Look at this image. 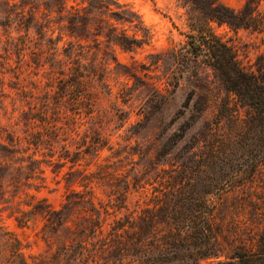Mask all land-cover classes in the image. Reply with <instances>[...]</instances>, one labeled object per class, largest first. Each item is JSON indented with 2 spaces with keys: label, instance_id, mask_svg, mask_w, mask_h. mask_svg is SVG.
Here are the masks:
<instances>
[{
  "label": "trees",
  "instance_id": "obj_1",
  "mask_svg": "<svg viewBox=\"0 0 264 264\" xmlns=\"http://www.w3.org/2000/svg\"><path fill=\"white\" fill-rule=\"evenodd\" d=\"M179 2L186 7L189 29L185 43L169 52L177 65L168 72V83L180 81L184 73L198 74L203 64L217 73L227 94L210 130L182 147L178 144L185 136L184 125L161 140L155 158L163 166L154 180L141 182L139 174L121 175L109 165L87 170V163L84 169H71L68 174H78L85 187L71 188L55 206L29 191L37 188L44 161L61 163L54 156L67 130L51 117L50 102L31 106L26 127L0 119V210L11 208L22 226L40 221L47 246L28 255L23 240L1 224L0 264H264V225L256 237L228 246L216 215L219 202L251 184L264 166V55L256 68L247 66L213 26L217 21L252 28L264 38V9L261 0H245L239 9L224 0ZM0 25L7 30L5 62L17 56L22 65L29 55L39 65L49 62L52 70L58 62V101L79 117L92 118L100 116L96 75L103 80L105 68L89 61V55L103 52L122 64L118 47L137 52L154 36L138 9L122 0H0ZM146 96L145 111L148 106L161 109L167 101L158 86H150ZM238 107L245 108V116ZM68 109L58 111L67 114ZM196 114L194 109L191 117ZM225 122L230 126L226 130ZM88 130L93 134L85 147L71 150L68 142L60 144V159L69 157L75 165L80 157L110 144L102 124ZM94 181L106 186L108 202L96 199L94 186L89 187ZM132 187L141 190L137 208L118 214L119 208L129 209ZM114 206L118 208L112 210Z\"/></svg>",
  "mask_w": 264,
  "mask_h": 264
},
{
  "label": "rangeland",
  "instance_id": "obj_2",
  "mask_svg": "<svg viewBox=\"0 0 264 264\" xmlns=\"http://www.w3.org/2000/svg\"><path fill=\"white\" fill-rule=\"evenodd\" d=\"M122 1L129 2L138 9L151 27L154 36L150 44H146L137 52L118 47L116 54L122 64H117L103 52L97 51L89 55V61L94 59L97 64L105 68L103 80L96 75V95L100 116L95 118L87 114L79 117L77 113L67 108V103L58 101L56 95L60 89L59 80L54 77L55 74H59L55 71L58 62L54 63L55 70H52L49 62L46 65H39L29 55L22 65L17 56L5 62L4 44L7 30L0 25V76L2 77L0 119L9 125L18 122L16 126L26 127L31 106H43L48 101L51 117L56 116L67 130L64 134L66 139L57 143L54 156V160H60L61 163L44 161L42 163L44 171L40 172L42 177L35 179L37 188L32 186L29 189L38 196H46L55 206L62 204L71 188L85 187L81 184V177L78 174L71 175L68 171L76 168L84 169L87 163H89L87 170H97L100 165H109L111 171L121 175L139 174L141 182L146 178L154 180L157 170L163 166L157 164L155 158L161 140L175 130L182 131L180 127L183 125L185 136L178 144L179 147L195 138H202L213 125L220 101L227 94L217 73L205 64L199 67L198 74L184 73L180 81L168 83V72L177 65L168 56L169 52L175 46L185 43L189 29L186 7L179 0ZM224 1L237 9L245 3V0ZM260 8L264 9V0H261ZM213 26L216 32L235 46L244 64L252 68L258 66L259 57L264 55L263 33L252 28H234L226 22L215 21ZM10 30L16 34L15 27ZM64 39L60 42V46L64 44ZM150 86H158L167 94V101L163 102L161 109L148 106V111H145L143 107ZM189 100H191L190 107L186 106ZM60 107L68 109L67 114H61L58 111ZM194 109L197 117L192 118ZM238 109L243 116L246 115L245 108L238 107ZM94 124H102L110 133V144L99 149L98 152L92 150L85 154L75 165L69 157L60 159L59 154L64 152V147L60 144L68 142L67 147L71 150L77 149L81 144L85 147L93 134L88 128ZM229 127L228 122L223 124V129ZM37 155L45 157L40 153ZM164 166L170 167L168 163ZM91 185L94 186L97 200L109 201L110 197L105 185H99L96 181L89 187ZM147 187L152 189L150 184H147ZM131 190L128 198L129 209L119 208L116 210L118 214L137 208L141 190L134 187ZM114 208L118 207L114 206L111 209ZM11 212L9 207L0 210V225H5L23 240L28 255L43 251L47 246L40 232L42 223L31 221L28 225L22 226ZM216 215L223 223V241L226 245L257 236L264 225V166L259 168L251 184L229 192L219 202Z\"/></svg>",
  "mask_w": 264,
  "mask_h": 264
}]
</instances>
